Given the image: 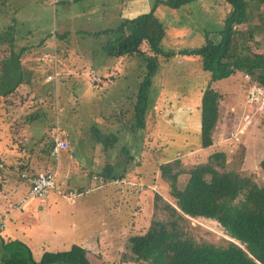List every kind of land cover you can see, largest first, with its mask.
Returning <instances> with one entry per match:
<instances>
[{"label":"rangeland","instance_id":"rangeland-1","mask_svg":"<svg viewBox=\"0 0 264 264\" xmlns=\"http://www.w3.org/2000/svg\"><path fill=\"white\" fill-rule=\"evenodd\" d=\"M56 1L59 3L56 4ZM156 1L137 0V5L144 8L143 11L148 8L152 10ZM247 1L252 20L250 24H244L240 28L252 29L255 34L251 48L245 51L253 57L254 54L264 52V4L260 0ZM105 2L114 4L113 0H83L77 4H64L60 0H0V35H4L5 39L14 38V44L20 48L30 49L21 59L22 68L33 71L35 76L32 79L40 76L37 91L34 90L28 98L30 100L37 93L39 103L37 100L32 103L27 99L23 102L26 106L39 105L40 108L37 110L39 121L31 125L30 134L34 135L35 132L40 137L48 133L54 139L59 133L70 145L65 155L67 160L64 159L63 152L60 160L46 161L37 151L29 159L30 167L23 169L21 174H18L19 166L15 164L13 171H9L6 164L8 161L13 163V153H18V142H13L7 126L2 125L7 115L0 103V188H4V175L9 172L14 179L10 181L11 186L19 184L18 190L13 194L7 189L4 193L0 192V213H4L0 216V221L5 220L8 211L15 213L6 222L3 237L7 235L12 240L21 239L27 243L37 262L45 253L69 251L73 245L81 246L92 240L86 248L91 264H137L129 261L131 253L127 246L128 240L146 232L149 227L154 218V194L159 193L166 200L175 203L168 184L160 178L159 166L165 162L180 159L186 167L211 165L220 171L246 169L243 172L254 174L258 184L264 185L259 165L264 158V114L255 115L254 106L246 103V82L241 74L212 84L223 97L220 120L214 133L215 140H220L221 147L226 152L212 153V148H201L200 134L198 135L201 97L210 74L203 71L199 58L179 55L169 59L161 57L162 67L154 77L151 88L147 127L137 132L134 130L136 93L146 65L137 56L123 60L109 59L106 56L104 46L107 37L98 38L95 33L117 25V13H82L99 7L102 11V6L106 8ZM203 10L204 14H200L193 5L179 10L157 8V18L166 26L163 41L165 51L179 52L197 48L202 44L199 41L203 32L221 28L227 15L225 8L221 4L207 3ZM112 22L115 23L111 26ZM67 32L66 39L59 43L58 37ZM209 38L219 41L217 33L212 31ZM55 45L57 51L61 50L57 52L59 56L57 55L56 65L64 73L57 85L46 79L56 68L53 60L41 62L43 54L55 52ZM10 52L9 46L0 44V64L5 63ZM118 60L122 62L119 63ZM92 70L97 72L98 79L102 75L105 77L109 70V74L117 79L95 81L96 77L90 75ZM1 76L0 74V79ZM27 91L16 92L10 101L20 104L22 95H26ZM42 110L52 113L48 114L49 119H53L54 126L51 130L48 126L50 120L42 116ZM245 114L251 116L252 124L247 126L239 141L233 138L232 141H226L239 123L245 125L242 121ZM183 115L191 119L188 124L185 123L188 128L177 124ZM45 122L48 124L44 125ZM187 130L190 131L189 140L185 135ZM98 134H101L100 137ZM110 134L119 137L116 141L120 144L114 146L120 153L121 162L117 168L120 169L121 165L129 178L135 173H142V182L150 186L145 199L135 192L119 195L113 188L96 189V185L91 183L88 174L98 171L101 164L110 162L103 155V145H96V140H106ZM123 136L127 137L130 146L123 144ZM220 154L223 155L221 158L225 159L224 162L217 159ZM70 155L74 157L72 161ZM136 161L140 164L136 165ZM24 162L22 165L27 166V162ZM49 162L55 168L59 164V181L63 179L66 183V177L71 180L70 187L64 184L67 189L60 190L62 193L73 191L83 195L74 203L60 196H53L50 200L33 199L25 210H15L14 204L29 193L23 175L31 177L40 174L38 166L45 167ZM248 162L253 164L248 166ZM179 179V188L183 189L188 176L183 175ZM84 180L86 183H83ZM81 183L84 187H75ZM35 211L40 214L37 215ZM115 215L118 216L117 219ZM19 220L22 222L18 223ZM1 226L0 222V233L3 232ZM190 228L198 242L224 246L231 240L215 221L190 219ZM1 250L2 248L0 255L3 257Z\"/></svg>","mask_w":264,"mask_h":264},{"label":"trees","instance_id":"trees-1","mask_svg":"<svg viewBox=\"0 0 264 264\" xmlns=\"http://www.w3.org/2000/svg\"><path fill=\"white\" fill-rule=\"evenodd\" d=\"M260 1L264 4V0ZM207 3L221 4L227 13L221 28L217 27L216 31L210 30L217 33L219 41L209 38L210 31H206L203 32L199 41L202 44L197 48L179 52L165 51L163 41L166 37V26L157 18V8L179 10L193 5V8L202 14L203 6L205 9ZM249 8L247 0H157L151 11L137 14L133 19H123L113 28L95 33L98 38L107 37L104 51L109 58L126 59L137 56L146 65L134 104L133 117L136 121L134 126L136 132L145 128L153 79L162 67L161 57L167 59L178 55L194 57L201 60L203 71L210 74L201 97V148L205 149L213 145V135L220 120V104L223 97L212 87V84L235 74H241L248 75L252 82L255 81L264 87V52L254 54L253 57L247 54L245 51L251 48L255 34L253 31L240 28L244 24L251 23ZM67 34L64 33L58 37L59 43L66 39ZM14 43V38L5 39L4 35H0V44L9 46L12 51L5 63L0 64L2 75L0 103L7 115L2 125L7 126L13 142H18V153H13V163L8 161L6 166L9 171H13V164L18 165V174H21L23 169L30 167L29 159L37 151L46 161L50 160L55 138L52 139L48 133L40 137L35 132L34 135L30 134L31 125L39 121L37 110L40 108L39 105L26 106L23 102L26 99L29 100V94H32L34 90L37 91L40 76L37 77L38 79H32V76H35L33 71L23 70L21 59L30 52V49L20 48ZM53 48H55L53 54L56 56L53 60L55 66L59 56L57 52L61 50L57 51L56 45ZM55 67L59 68L57 65ZM96 73L95 71V76ZM61 74L58 81L50 83L56 85L60 83V79L64 77V73ZM98 80L100 81L101 78H97ZM25 89L28 91L26 95H22L20 104L10 101V98L15 97L16 92H22ZM38 99L39 94L36 93L29 102L34 103L37 100L39 103ZM41 113L43 115H39L47 119L52 114L43 110ZM46 124L48 123L45 122L44 125ZM48 126L49 130L53 128V119ZM99 135L101 134H98V137ZM106 138L99 141L104 144L105 149H110L113 140L119 137L116 134H110ZM222 156L220 154L217 159L221 160ZM25 157H27L26 160ZM224 160L222 159L223 162ZM24 161L27 162V166L22 165ZM139 164L138 162L137 165ZM259 165L264 177V159ZM52 168L50 166L48 171H53ZM159 173L162 182L168 184L170 195L175 203L166 200L159 193L154 194V218L149 227L146 232L132 236L128 240L130 262L137 264L141 262L145 264H264V185L258 184L254 174L241 170L220 171L211 165L186 167L180 159L161 164ZM183 175L188 176V182L183 189H180L179 178ZM104 176L105 181L110 179L109 174L104 173ZM123 176L114 177V181H123ZM135 180L130 182L145 188L150 187L146 183L140 184L139 179ZM130 190L138 195L140 193L148 195L150 192L149 189L146 192L141 191L138 187L130 188ZM190 219L219 223L231 240L224 246L198 242L190 228ZM1 248L3 257L1 254L0 264H91L87 250L79 245H73L69 251L45 253L39 262L34 260L31 249L20 241L3 243Z\"/></svg>","mask_w":264,"mask_h":264},{"label":"crops","instance_id":"crops-1","mask_svg":"<svg viewBox=\"0 0 264 264\" xmlns=\"http://www.w3.org/2000/svg\"><path fill=\"white\" fill-rule=\"evenodd\" d=\"M80 1H83V0H60V2H62V3H64V4H70V3H74V4H77V3H79ZM85 1H88V0H85ZM113 2H114V4H111V3H107V2H105L104 3V5L106 6V8L104 7V6H102V11L100 10V7L99 8H93V9H91V10H88L87 12L86 11H82V13H117V14H115V17H117L116 18V23H119L121 20H123V19H133L135 16H137V14H141V13H147V12H149V11H151V9H149L148 7V9H146L145 11H143V9L144 8H142V7H139L138 5H137V0H113ZM57 3H59L58 1H56V4ZM202 14H204V13H202ZM113 23H115V22H112L111 23V26L113 25ZM250 26V25H249ZM110 29V28H109ZM249 30H251V31H253L252 29H249ZM68 33V32H67ZM90 34V33H89ZM105 54H106V56L109 58V56L107 55V53L105 52ZM109 59H111V58H109ZM121 60H123V59H121ZM121 60H118V62L120 63V62H122ZM109 72H110V70H109ZM109 72H108V74L104 77V75H102V77H101V80H106V81H111V80H115V79H117V78H115V76H113L112 74H109ZM119 78V77H118ZM244 78H245V76H244ZM242 79V78H241ZM245 80V79H244ZM245 89H246V87H245ZM199 90V89H198ZM150 95H151V92H150ZM189 108V107H188ZM198 111H199V109H198ZM200 113V112H199ZM149 114V111L147 112V114H146V116ZM246 115V114H245ZM191 117V116H190ZM200 118H201V114H200ZM189 120H191V119H188V116H182V117H180V121H178L177 122V124H182V125H184V127L185 128H188L187 126V124H188V121ZM185 123H187V124H185ZM146 124H147V120L145 119V128L143 129V130H145L146 129ZM239 125H240V123L235 127L236 129L239 127ZM198 130H199V133H198V135L200 134V131H201V123H199L198 122ZM189 130H187L186 132H185V135H186V138L189 140ZM125 135V134H124ZM214 136V138H213V140H214V143H213V145L211 146V147H209V149L210 148H212V153H215V152H217V151H219V152H221V151H223V152H226V149H223V147H221L222 145H221V142H219V141H217V140H215V134L213 135ZM68 137V136H67ZM69 138V137H68ZM123 138H125V140H124V145L125 144H127L128 146H130V144L127 142V137H125V136H123ZM97 141V144L96 145H104L101 141H99V139H97L96 140ZM226 141H232V139L231 138H229V135H228V137L226 138ZM75 143V142H74ZM73 143V144H74ZM113 144H112V148H110V149H105L104 147L102 148V152H103V155L104 156H106L108 159H109V163H105V164H101V168L98 170V171H95V172H93V171H91L90 172V174H88L89 175V179L91 180V183H93V184H95L96 185V187H94V188H96V189H103V188H113V189H115V191L117 192V194H119V195H122V194H125V193H128V192H131V193H133L134 191L133 190H131V191H129V188H127V187H124V186H122V185H116V184H112V182L111 181H114V177H116V176H119V177H122L123 175V181H132V180H134V181H136L135 179H139V181L141 182L140 184H143L144 182H142V178L144 177L143 176V174L142 173H135V175L133 176V177H131V178H129L128 176H126V171L124 172V170L122 169V166L120 165V169H118L117 168V165L121 162L120 161V157H119V154L120 153H118V150L114 147L115 145H117V144H120L118 141H116V140H113V142H112ZM94 144H95V142H94ZM229 146H230V144H229ZM245 148V147H244ZM203 149V148H202ZM205 149H207V148H205ZM69 150V149H68ZM68 150L66 151V152H64L63 153V157H64V159L66 158V154H67V152H68ZM71 151H73V148H71ZM228 152V151H227ZM264 154V153H263ZM209 155H211V154H209ZM246 155H247V151H246ZM70 157V160L72 161L73 159H74V157H73V155H70L69 156ZM263 157V156H262ZM228 158V157H227ZM245 159V158H244ZM264 159V158H263ZM53 161L54 160V158L53 157H51V159H50V161ZM60 160V159H59ZM66 160H67V158H66ZM69 160V161H70ZM107 160V159H106ZM68 161V162H69ZM70 161V162H71ZM57 163H58V161H57ZM137 163H138V161H136V165H137ZM50 164V165H49ZM243 164H244V166L246 165L245 164V161L243 162ZM253 163H249L248 162V166H250V165H252ZM36 166H37V164H36ZM45 166V165H44ZM50 166H52V163L51 162H49L48 164H46V166L45 167H42L41 165L40 166H38V170H39V173H48L49 171H48V168L50 167ZM60 168H59V164H56V168H55V165L53 166V168L51 169V170H53V171H55V172H57V175L59 174L58 173V170H59ZM244 170H246V169H243V171ZM60 171V170H59ZM9 172V171H8ZM104 173H107V174H109L110 175V179L107 181L106 180V182L105 183H100V181L99 180H94V178L96 177V176H98L99 178H102V179H104V181H105V176H104ZM6 174H8L9 176H7ZM5 175H4V179L6 180V181H4V188H0V192L1 193H4V191L7 189V190H9L12 194L13 193H15L16 192V190H18V186H19V184H13L12 186H11V183H10V181H12V180H14L13 179V175L9 172V173H6ZM92 174V175H91ZM93 174H96L95 176L93 175ZM67 178V181H66V183H64V181H63V179L61 180V181H59V178H58V187H59V192H54L53 194H51V196H50V198L48 199V200H50L51 199V197H53V196H56V197H58V196H60V197H62L63 199H65V200H67L65 197H64V195H61V191L60 190H62V189H64V190H66L67 189V187L69 186L70 187V185L69 184H71L70 183V179L68 178V177H66ZM81 180H79V182H80ZM94 181H96V182H94ZM17 183V182H16ZM83 183H86L85 182V180H84V182ZM26 184V183H25ZM60 184V185H59ZM64 184H66V186L64 185ZM21 185H23V184H21ZM28 187H27V190L29 191V185L28 184H26ZM84 187V184L82 185V183L81 184H78V185H76L75 187ZM11 187V188H10ZM26 188V187H25ZM84 189V188H83ZM61 192V193H60ZM70 192H73V191H70ZM28 193V192H27ZM66 192H64L63 194H65ZM10 194V193H9ZM139 195H141V196H143L144 197V199H145V197H147L146 195H147V193H140ZM140 197V196H139ZM67 201H69V200H67ZM19 202V201H18ZM71 203H74V202H71ZM15 204H17V203H15ZM15 204H14V206H15ZM41 212V211H40ZM35 213L38 215V214H40L39 212H36L35 211ZM4 213H0V216L1 215H3ZM14 211L12 212V211H8L7 212V215H6V217L4 218L5 220L4 221H0L1 223L2 222H5V228H4V230L6 229V222L9 220V219H11L13 216H14ZM118 215H120V214H118ZM115 218L117 219L118 218V216L117 215H115ZM22 222V220H19V222L18 223H21ZM23 224V223H22ZM3 230V232H1L0 233V237H2L3 239L2 240H0V248H1V244H3V243H10V242H13V241H20V242H22V243H24V244H26L30 249H31V247L27 244V243H25V242H23V241H21V239H16V240H12V238H8V236L6 235V237L4 236L3 237V235L5 234V231ZM23 234H24V231H23ZM20 235V234H19ZM26 235V234H25ZM28 239H30L31 240V238L29 237ZM92 240H89V242L87 241V242H84L83 244H81V246L83 247V248H88V246H87V244H89L90 242H91Z\"/></svg>","mask_w":264,"mask_h":264},{"label":"built area","instance_id":"built-area-1","mask_svg":"<svg viewBox=\"0 0 264 264\" xmlns=\"http://www.w3.org/2000/svg\"><path fill=\"white\" fill-rule=\"evenodd\" d=\"M56 56L55 54H49L46 53L41 58L42 62H45L49 59L55 60ZM61 72L54 68V71L48 75L47 80L49 82H56L61 77ZM90 75L95 76V71L92 70L90 72ZM245 82H246V88H247V96H246V103L249 105L254 106V114L255 115H263L264 114V87L261 86L257 82H252L251 78L248 75H245ZM97 81V78L94 79ZM243 124H241L235 131L233 130L230 133V138L235 139L236 141H239L240 136L244 133L247 126L252 124L251 116L250 115H244L243 116ZM232 139V140H233ZM69 143L67 140L62 139L59 134L55 136V145L52 149L51 156L59 160L62 153L66 152L69 149ZM23 178L25 179V182L29 185V193L26 197H24L21 201L17 202L15 206L13 207L15 210H25V208L28 206V204L33 199H46L48 200L54 192H59L58 187V176L57 172L51 171L48 173H40L35 176L28 177L26 175H23ZM99 180L102 183H105L104 179L95 177L94 180ZM112 184L116 185H122L127 188H135L138 187L141 191L146 192L147 189L144 186H138L135 183H132L130 181H111ZM61 193V192H60ZM61 195H64V197L69 200L70 202H75V200L79 197H81L82 193H75V192H67L65 194L61 193ZM5 228V222H2L1 230H4Z\"/></svg>","mask_w":264,"mask_h":264}]
</instances>
